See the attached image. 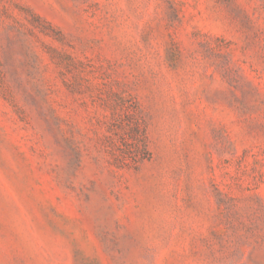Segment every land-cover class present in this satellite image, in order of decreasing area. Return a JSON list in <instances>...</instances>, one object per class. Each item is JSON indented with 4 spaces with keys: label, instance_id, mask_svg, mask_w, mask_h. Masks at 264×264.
Returning a JSON list of instances; mask_svg holds the SVG:
<instances>
[{
    "label": "rangeland",
    "instance_id": "rangeland-1",
    "mask_svg": "<svg viewBox=\"0 0 264 264\" xmlns=\"http://www.w3.org/2000/svg\"><path fill=\"white\" fill-rule=\"evenodd\" d=\"M0 264H264V0H0Z\"/></svg>",
    "mask_w": 264,
    "mask_h": 264
}]
</instances>
